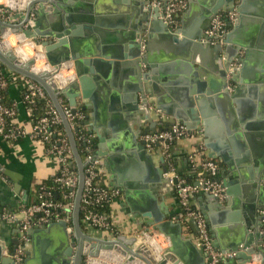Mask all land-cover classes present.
<instances>
[{
  "label": "water",
  "instance_id": "obj_1",
  "mask_svg": "<svg viewBox=\"0 0 264 264\" xmlns=\"http://www.w3.org/2000/svg\"><path fill=\"white\" fill-rule=\"evenodd\" d=\"M118 1L120 12L129 15L133 21L128 24L125 22V31H123L125 33L119 43L121 46L117 44L111 51L107 48L99 50V46H92L88 39H81L82 33L86 35L93 32L101 33L100 28H103L102 17L96 11L91 10L88 0H19L17 7L19 11L13 13L7 20L0 18V64L43 87L62 119L78 165V184L72 208L71 226L66 220H58L47 225H40L36 229L29 228L27 234L32 238L31 256L22 264H84L86 256L98 257L102 251L118 254L124 259L122 264H133L135 260H140L144 264H206L205 254L195 246L192 235L184 234L182 223L177 220L173 221L169 209L165 208L166 205L162 203L166 198L174 197L176 180H170L163 176L166 169L163 157H160L157 167L153 161L152 153L144 147L143 140H138L140 134L156 129L155 122L151 118L150 107L156 106L155 108L158 110L162 108L158 94L160 90L157 86H162L168 91L171 85L175 84V75L166 71L167 65L154 63L151 58L152 41L157 35L165 48L173 53L171 55L180 56L185 64L192 61L208 80H213L218 85L214 90L215 96L217 98L227 97L225 89L232 82L237 81L240 63L236 62L238 68L233 69V74L228 78L227 73L233 57L227 56L225 49L227 50L230 46L235 48L234 37L238 28L226 34L223 45L212 44L210 41L202 42V38L205 36L204 32L209 28L213 16L218 13L236 11L241 23L250 15H260L261 10L249 9L245 0H239L242 3L238 6H235L236 0H225L224 3L220 2L200 11L199 17L192 24L172 29L162 19L161 8L152 6L151 0ZM144 9L145 11H143ZM7 31L22 34L25 39L37 40L44 48L47 60L51 65H59L65 61L73 62L76 77L60 91L68 98L72 110L77 108L78 100H80L83 102L81 108L90 111L94 118L96 97L101 93L99 95L101 98L102 96L110 97L111 106L109 109L111 111L124 112L128 124L140 128L141 131L136 138L130 130L124 131L125 148L132 154L139 155L145 163L146 173L141 188L150 189L156 198L147 200L146 204L131 208L129 217L133 222H137L138 217L141 218V221H138L140 222L139 230H143L142 227L145 225V230L150 228L158 230L169 238L170 245L163 252L159 261H156L152 252L146 245L138 242L135 236L127 238L121 235L116 239H105L91 236L82 230L79 209L84 187V164L77 151L73 131L59 103L57 82L46 71L34 73L31 69V65L34 63L33 59L23 62L17 58L12 49H4L1 36ZM145 39L147 47L145 46L143 51L142 46ZM245 44L240 42L241 46L247 47ZM249 55L247 52L246 57ZM116 60H124L122 65L127 67L128 72V80L125 85L120 87L111 81L116 79V69L121 65ZM246 62L243 61V69L247 65ZM143 66L149 71H144ZM111 88L120 89L121 96L120 94H111L109 92ZM194 93L185 94L184 101H181L187 109L188 116L178 117V122L190 130L196 129L199 123L198 111L191 97ZM201 100L198 97L196 105L201 115H204L200 105ZM105 124L107 123L103 122L104 126ZM142 124H148V127L141 129ZM93 125L96 126V123L94 122ZM125 128L127 129V126ZM245 142L250 145L246 133ZM225 147L226 144L223 143L221 149ZM104 148L103 144L99 145L101 151L97 155L104 156L105 154L101 153ZM262 160V157H259L258 161L256 160L254 169L233 172L240 175L239 177L242 179L248 176L245 173H249L250 177L255 180L251 183L252 187L258 190L256 194L251 195L249 200V217L243 216L240 219L239 215L237 216L238 220L233 227L232 243L226 245L221 242L213 243L215 248L222 251H235V258L244 263L249 262L252 255L259 254L262 264H264V245L258 247L264 239V236L260 234V229L264 227V213L259 216V223L256 226L253 227L251 221V215L256 209H262L264 212ZM0 171H4V169L0 167ZM225 194L227 195L226 190ZM213 198L218 206H222L218 197L213 196ZM223 199L225 202L228 201L226 196ZM187 225L196 233L194 221L189 220ZM240 245H243V250H239ZM8 249L9 246H6L5 242L1 240L0 264H13V260L7 255Z\"/></svg>",
  "mask_w": 264,
  "mask_h": 264
},
{
  "label": "crops",
  "instance_id": "obj_2",
  "mask_svg": "<svg viewBox=\"0 0 264 264\" xmlns=\"http://www.w3.org/2000/svg\"><path fill=\"white\" fill-rule=\"evenodd\" d=\"M2 1L5 0H0V2ZM18 1L11 0L9 6L13 13L19 11L17 8ZM220 2L224 3L225 0H187L186 8L176 16L177 28L192 24L199 17L200 11ZM245 2L249 9L256 8L255 10H261V13L256 16L250 15L241 23L237 17L229 27V33L238 28L234 37L236 44L235 48L230 46L227 50L225 49V54L233 57L232 61H239L240 69L237 81L232 82L225 89L227 97L217 98L214 94V90L218 86L216 82L208 80L206 75L192 61L185 64L180 56L171 55L173 53L165 48L157 35L152 41L153 45L151 44L153 46L151 58L154 63L167 65L166 71L175 75V84L171 85L169 92L164 87L157 86L160 90L158 94L161 100L160 105H162L161 116L156 111V106H151V118L155 122V128L158 129L178 121V117L188 116L187 109L181 101L185 98V94L195 92L191 97L198 111L199 123L197 128L192 130L191 137L177 140L173 144L171 159L177 174L188 181H194L200 171L198 165L191 164L188 159V155L194 146L202 144L205 154L218 163V177L226 190L228 201L225 202L224 199H221L222 206H218L212 194L198 192L192 196L191 203L203 214L212 242H221L224 245L232 243L233 227L238 217L242 219L243 216H248L249 200L251 195L256 194L258 190L252 187L251 183L255 180L250 177L249 173H245L248 176L242 179L239 177L240 175L233 172L254 169L259 157L263 159L261 169H264V0H245ZM241 3V1L236 0L235 6ZM88 4L93 12L96 11L102 17L101 25L103 28H100L101 33L93 32L90 35L82 33L81 39H88L92 46H99V50L107 48L111 51L117 44L121 46L119 43L125 33L123 32L125 31V22L128 24L133 19L120 12L119 1L88 0ZM12 35L16 40V35ZM240 42L246 43L247 47L241 46ZM143 44L144 49H142L144 51L145 46L147 47L146 39ZM247 52L250 54L249 57H246ZM116 61L121 65L116 69V79L111 81L120 87L125 85L126 80H128V72L127 67L122 65L124 60ZM243 61H247L245 69L242 66ZM143 69L149 71L146 67ZM194 73L196 75H193ZM92 84L94 85L93 82ZM10 85L4 93L7 100L17 104L15 122L30 132L32 124L24 105L21 103L20 91L16 88L15 83H10ZM109 92L115 95L120 94V96L122 94L120 89L111 88ZM99 95L97 94L96 97L94 118L90 111L85 110V126L88 132L94 136L96 154L101 151L99 145L105 146L101 152L102 155H105H98L104 168V185L109 189L119 191V195L110 200L112 222L122 236L131 238L141 231L139 230L140 222H138L141 221V218L138 217V221L133 222L129 217L131 208L146 204L147 200L156 197L150 189L141 188L146 173L145 163L139 155L132 154L125 148L124 131L130 130L136 138L141 131L140 128L128 124L124 112L118 110L114 112L109 109L111 106L110 97L104 98L101 95V98ZM198 97L202 99L200 105L204 115H201L196 105ZM66 99L68 100L67 97ZM82 105L83 102L78 100L77 108ZM94 122L96 126L93 125ZM103 122L107 124L104 126ZM110 125L111 127H109ZM147 127L148 124H142L141 129ZM72 131L74 137L75 132ZM245 133L250 145L245 142ZM138 140H141V134L138 136ZM223 143L226 144V147L221 149ZM152 157L158 167L160 156L152 153ZM81 161L83 162L82 158ZM0 167L4 169V171H0V209L10 211H18L22 207L35 203L38 185L42 181L54 177L58 169L55 161L45 153L43 145L39 141L32 140L28 134L10 140L4 139L0 135ZM162 203L166 205L165 208L169 209L172 216L180 211L175 192L174 197L166 198ZM261 213H264L262 209H256L251 215L253 227L259 223ZM71 218L72 210L70 220ZM0 222V241H4L6 246H9L7 255L11 258L10 255L20 243L19 227L15 223ZM40 225L43 224H33L30 228L36 229ZM81 228L91 236L103 238L106 235V232H96L85 228L83 224H81ZM142 229H145V225ZM183 230L185 235L191 234L194 241L196 233L191 227L183 225ZM31 239V236L28 235V241L25 244L22 243L26 250L25 260L31 256ZM158 240L162 247L167 246L163 238ZM114 256L112 257L114 258ZM115 258L113 261L117 260V257ZM223 263L252 264L251 262L244 263L235 257L226 258ZM260 264H262L261 257Z\"/></svg>",
  "mask_w": 264,
  "mask_h": 264
},
{
  "label": "built area",
  "instance_id": "obj_3",
  "mask_svg": "<svg viewBox=\"0 0 264 264\" xmlns=\"http://www.w3.org/2000/svg\"><path fill=\"white\" fill-rule=\"evenodd\" d=\"M10 3L11 0L0 2V18L2 20H7L13 13L9 6ZM151 5L161 8L164 22L170 28L177 29L176 16L186 8L187 0H168L165 2L162 0H152ZM236 17L237 13L235 11H226L214 15L211 19L209 28L204 32L205 36L202 38V42L210 41L212 44L223 45L226 34L229 32V27L236 20ZM12 34L16 35L14 44L10 41V37H13ZM1 41L3 45L5 42H9V47L15 54L23 45L26 46V51L28 47H30L31 50L35 49L33 54H28L22 49L25 53V58L16 55L23 62L33 59L34 63L31 65V69L34 73L46 71L55 79L59 91V103L70 128L75 130L76 124L79 121L85 124V113L79 111L77 108L72 110L70 105L63 106L59 98L62 94L60 91L76 77L72 61L61 62L59 65H51L40 43L37 40L25 39L22 34H15L7 31L1 36ZM142 48L144 49V44ZM29 55L32 56L29 57ZM38 57L40 59H38ZM236 68H238L237 63L232 61L227 73L228 78L231 77L233 69ZM10 83H15L16 88L20 91L21 103L24 105L32 124L30 132H27L15 122L17 104H4L2 102V91L7 90V88L11 86ZM45 93L43 87L35 81L18 75L0 64V135H2L4 139L10 140L17 136L28 134L32 140L39 141L43 145L45 153H47L58 166L57 173L53 177V185H41L35 203L22 207L18 211L0 209V221L15 223L20 231V243L10 255L13 264H22L24 262L26 258L24 244L28 241L27 231L33 224H47L58 220H66L69 223L78 184V174L72 171L71 165L74 155L68 138L61 135L57 138V141H51L52 126L62 123V119L52 101H46L44 115L38 118L31 117L35 100L44 98ZM156 111L159 116H161L160 110L156 109ZM8 119H11L10 122L12 124L10 130H6ZM192 132L193 131L184 124L175 121L162 128L143 133L141 139L148 152L156 153L160 157H163L166 167L163 176L170 180H176L175 193L180 211L176 215L171 216V219L173 221H180L182 225L186 226H188L187 223L189 220L194 221L196 235L193 242L195 246L205 254L206 264H224L223 261L226 258H234L236 252L222 251L214 247L203 214L191 203L192 196L198 192L210 193L220 200L226 196L225 188L218 177V163L205 154L202 144L194 146L188 155V159L191 164L198 165L200 171L194 181H188L177 174L171 159L173 144L177 140L191 137ZM78 140L82 141L84 145L82 149L84 154V187L79 209L82 224L85 228L90 230L106 232V235L103 236L105 239H116L118 236H121V234L112 222L110 213L108 214L102 209L112 197L119 195V191L116 189H109L99 182V180L104 177V168L101 158L96 154L95 147H93L94 136L91 133L80 135L78 136ZM55 186H60L61 191L64 192L63 199L65 202L57 201L54 197L53 191L55 190ZM260 234L264 236V227L260 229ZM135 237H137L138 242L146 245L154 255L156 261L162 258L163 252L170 245L169 238L158 230L143 229L136 233ZM159 238L164 239L167 244L166 247H162L161 244H159ZM262 245H264V239L262 244L258 245V247ZM156 247L158 250L155 249ZM242 247L243 245H240L239 250H243ZM107 252L109 251H102L101 255L98 257L86 256L84 264H122L124 259L121 256L111 252L117 257V260L120 259L119 263H116L106 256ZM249 262L252 264H260V255H252Z\"/></svg>",
  "mask_w": 264,
  "mask_h": 264
},
{
  "label": "trees",
  "instance_id": "obj_4",
  "mask_svg": "<svg viewBox=\"0 0 264 264\" xmlns=\"http://www.w3.org/2000/svg\"><path fill=\"white\" fill-rule=\"evenodd\" d=\"M4 92L5 91H2V102L4 104H11V102L5 98V93ZM59 98H60L61 104L63 106H69L70 105L68 100L66 99V97L63 94H61L59 96ZM47 100H49V101L51 100L50 97L47 95V93H45V97L44 98L35 100V105L33 106L31 117L38 118V117L44 115L45 110H46V101ZM77 109L79 111L85 113V110H83L81 107H79ZM10 121H11V119L7 120L6 130H10L11 129V125L12 124H11ZM74 132H75L74 133V139H75V143H76V146H77V151H78L79 155L81 156V158L83 159L84 154H83L82 149H83L84 145H83L82 141L78 140V136L87 135V134H89V132H88L87 127L85 126L84 122L82 123V121H79L76 124V128H75ZM61 135L66 136L68 138L63 123H61L60 125L52 126L51 141H53V142L57 141V138L59 136H61ZM68 141H69V139H68ZM93 147H95V141H93ZM71 166H72V171H74L75 173L78 174V171H77V168H76L75 157H73ZM99 182L101 184H104L103 183V178H101L99 180ZM41 185L52 186L53 185V177L49 178L48 180L42 181L38 185L37 194H38V191H39V187ZM53 195H54V197L56 198L57 201L65 202V200L63 199L64 192L61 191L60 186H55V190L53 191ZM102 210L107 212L108 214L110 213V210H111L110 201L107 202V204L103 207ZM70 223H71V220L69 221V224ZM80 223L82 224L81 214H80Z\"/></svg>",
  "mask_w": 264,
  "mask_h": 264
},
{
  "label": "bare ground",
  "instance_id": "obj_5",
  "mask_svg": "<svg viewBox=\"0 0 264 264\" xmlns=\"http://www.w3.org/2000/svg\"><path fill=\"white\" fill-rule=\"evenodd\" d=\"M11 6H12V4H11ZM15 37V36H14ZM4 46L5 47H8L9 46V42L7 43V42H5L4 43ZM27 49H29V50H31V48L30 47H28ZM25 50V49H24ZM16 54L19 56V57H21V58H25V53H24V51H22L21 49H18L17 51H16ZM38 59H40L39 57H38ZM40 62V61H39ZM38 66H39V63H38ZM155 245V244H154ZM155 249H157L158 250V248L156 247ZM110 254H111V252H109ZM107 257H110V255L107 253ZM116 256H114V258L113 257H110L109 259L110 260H114V259H116L115 258ZM119 261H120V259H119ZM119 261H117V260H115V261H113V262H116V263H119ZM133 264H144L143 262H141L140 260H135L134 262H133Z\"/></svg>",
  "mask_w": 264,
  "mask_h": 264
},
{
  "label": "rangeland",
  "instance_id": "obj_6",
  "mask_svg": "<svg viewBox=\"0 0 264 264\" xmlns=\"http://www.w3.org/2000/svg\"><path fill=\"white\" fill-rule=\"evenodd\" d=\"M10 41H11V43L12 44H14L15 43V40H14V38L13 37H11L10 38ZM4 49H7V50H10V47L8 46V47H5L4 46ZM22 49H25V51H26V46L25 45H23V46H21V50ZM28 51V52H27ZM27 51H26V53H28V54H33L34 53V51H35V49L33 50H29V49H27ZM37 51V50H36ZM32 55H29V57H31ZM18 59H19V57H17ZM142 245V244H141ZM145 245V244H144ZM109 255H110V257H112V256H114L112 253L110 254L109 252H107ZM110 257H108V258H110ZM111 264V263H110Z\"/></svg>",
  "mask_w": 264,
  "mask_h": 264
}]
</instances>
